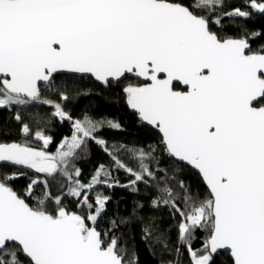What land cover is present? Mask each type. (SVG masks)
<instances>
[{"label": "snow or ice", "instance_id": "6c2138e0", "mask_svg": "<svg viewBox=\"0 0 264 264\" xmlns=\"http://www.w3.org/2000/svg\"><path fill=\"white\" fill-rule=\"evenodd\" d=\"M241 3L217 14L225 0H0V111L14 113L25 139L0 142V264H139L125 228L144 224V206L105 224L111 197L102 189L138 195L141 187L155 193L150 210L176 220V244L159 226L141 229L162 254L264 264V47L212 30L225 17H264V0ZM77 77L101 90L135 78L123 88L127 104L158 130L159 143L110 144L98 134L119 123L73 117ZM57 123L69 134L51 152ZM93 146L109 163L85 181L80 163ZM186 167L207 195L177 178ZM24 176L21 195L13 182Z\"/></svg>", "mask_w": 264, "mask_h": 264}, {"label": "trees", "instance_id": "16d2710c", "mask_svg": "<svg viewBox=\"0 0 264 264\" xmlns=\"http://www.w3.org/2000/svg\"><path fill=\"white\" fill-rule=\"evenodd\" d=\"M226 7L223 9H217V14L221 11H228L232 8L243 7L241 0H225ZM212 30L217 32L221 36L242 38L246 37L252 48L257 51L264 47V17L253 16L246 21H234L229 18H222L220 26L213 25ZM258 32L260 35L252 37L251 33ZM67 76V75H66ZM75 82L79 85V88H69V95L73 97L68 102V111L71 112L73 117H82L86 112L94 119L112 120L120 124V130H110L105 128L100 135L103 139L112 143H127L138 145H157L160 140V135L155 129L141 126L137 116L131 112L130 107L127 104L126 95L123 93V88L128 83L138 82L135 79L130 78L124 80L121 84L113 85L106 89H99L92 87L93 81L89 78L80 79L77 77ZM79 90L90 91L91 94L86 96L76 97V92ZM33 110L34 109H30ZM42 114L47 112V108L39 110ZM14 113L9 111H0V142L2 143H24L25 139L19 133V125L15 123L12 118ZM26 121L30 120V117L22 112ZM70 125L67 123L54 124L51 127L50 135L54 138V143L49 147V151L55 152L57 145L61 141L62 136L69 134ZM31 146H36L34 142L28 141ZM165 159H167L165 157ZM107 165L109 163L108 157L96 146L91 148L90 157L81 161L80 167L83 170V179L88 181L90 175L98 167L99 164ZM170 165L169 169L171 172ZM31 175V174H30ZM177 178H182L186 183H190L194 190H198L203 197L207 195V189L204 186L200 176L188 167L182 171L176 173ZM119 179L121 182L125 181V175L123 172L119 173ZM29 177L24 176L13 182L14 190L23 195L24 189L29 183ZM53 191H56V185L52 186ZM104 193L111 197V202L107 205V213L105 218V224L109 220L117 216H128L131 210L136 206L137 202L143 204L141 214L144 217V224L139 223L129 224L125 228V236L128 239L129 254L135 250L139 258V264H167L168 260L178 259L180 264H189V255L186 250L181 249L179 257L175 253L162 254L160 251L161 246L155 245L154 241L149 240L145 243L142 240V227L144 226H159L163 231H170L171 241L176 244L177 232H176V220L171 218L167 211H152L149 208L150 200L155 193L146 192L141 187L138 195L131 193L130 191L122 188H116L114 190L102 189ZM178 190V189H177ZM34 204V200H29ZM67 203V202H66ZM70 210H75V205L68 204ZM178 219V217L176 218ZM206 233H202L198 236V239L194 241L193 247H200L205 239ZM155 249V251H153ZM226 257L221 255L217 259V264H225Z\"/></svg>", "mask_w": 264, "mask_h": 264}, {"label": "water", "instance_id": "95a60500", "mask_svg": "<svg viewBox=\"0 0 264 264\" xmlns=\"http://www.w3.org/2000/svg\"><path fill=\"white\" fill-rule=\"evenodd\" d=\"M64 75H69V74H64ZM133 79H135V78H133ZM130 110H131V112L132 113H134L136 116H137V114L134 112V110H132L131 108H130ZM137 119H138V121H140V119H139V117L137 116ZM140 125L141 126H146V127H148V128H152L151 126H148V125H146V124H144L143 122H141L140 121ZM152 129H154V128H152ZM155 131L160 135V133L158 132V130H156L155 129ZM190 170H192V171H194L196 174H198V172H196V170H194V169H191L190 167H188ZM199 175V174H198ZM201 178V177H200ZM202 180V179H201ZM203 182V181H202ZM203 184H204V186L206 187V185H205V183L203 182ZM206 189H207V187H206Z\"/></svg>", "mask_w": 264, "mask_h": 264}]
</instances>
